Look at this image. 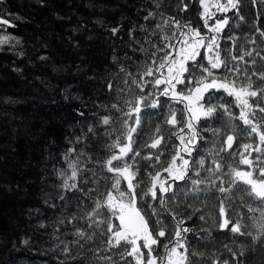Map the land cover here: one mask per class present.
<instances>
[{
  "label": "trees",
  "instance_id": "16d2710c",
  "mask_svg": "<svg viewBox=\"0 0 264 264\" xmlns=\"http://www.w3.org/2000/svg\"><path fill=\"white\" fill-rule=\"evenodd\" d=\"M159 2L160 7L156 6L157 0L0 2V13H3L0 20L10 22L9 25L0 23V37H11L7 43L0 44V264H110L99 258L102 256H111L117 264L132 261L131 257L127 261L120 259L123 245L107 250L108 236L101 235L102 231H106V224L97 227L92 223L89 227L91 222L86 214L93 209L95 199L103 198L100 193L106 192L111 184L110 179L101 177L113 175L97 161L107 157L105 145L112 143L123 131L121 121L128 119L122 115V112L128 111L124 100H134L136 96L153 91L149 84L141 93L132 79L139 81L144 62L151 63V53L155 51L153 45L163 48L167 43L161 40L162 33L156 28L158 23H162L161 14L164 18L174 17L181 25L190 22L193 27H199L202 34L207 33L200 18L202 9L199 0ZM184 5L187 9L181 11ZM149 13L155 15L149 16ZM239 14L244 17L243 20L239 19L235 10L217 13L216 19H223L225 15L230 18L229 25L221 33V55L228 56L231 52L239 56L243 50L256 48L260 55L253 52V56L245 57V60L255 58V71H264V60L261 59L264 56V38L257 32V28L264 31V3L258 0L254 5L252 0H242ZM214 23L215 20L209 21L210 25ZM114 28L119 29L116 34L112 32ZM172 30L169 26L164 31L171 34ZM229 37L236 39L233 41ZM253 38L256 43H249ZM141 47L147 52L140 51ZM166 50L175 55L173 49ZM163 55L164 52H159L155 59L159 61ZM121 68L126 71H121ZM248 71H253L250 64ZM129 72L132 76L127 75ZM144 79L151 81L152 77ZM253 80L256 86L264 85V81L257 80L255 76ZM212 95L223 96L232 104L233 98L222 92L213 91ZM166 101L171 103L167 97L161 96V108L142 109V123L134 145L141 157L155 152V149L143 145L150 143L159 125L167 145L162 143L160 146L164 152L161 157L164 166L179 145V140L169 135L170 130L175 129L164 123L168 111ZM113 104H117L122 112L112 108ZM261 106H264V101H261ZM174 107L182 109L183 105ZM231 111L238 116L240 110L232 104ZM261 115L264 114L257 112V117ZM103 116L118 119L112 126H105L100 123ZM128 122L130 126H135L134 116ZM228 123L227 117L220 112L212 119L201 121L200 136L203 139L198 140L191 159L205 157V166L210 167L212 157L209 152L215 155V150L225 138L224 135H214V129H221L227 134ZM231 123L240 132L233 145V150L238 151L239 145L249 142V139L244 135L246 129L240 120ZM89 126L94 127L95 135L88 132ZM112 128L117 131L111 137L104 134ZM85 134L87 138L77 143L76 137ZM255 140L253 137L252 142ZM73 147L76 149L71 156L73 160L77 159L79 152L86 153L79 157V167L83 171L76 181L83 191L63 192L58 187L63 178L58 176L57 170H64L70 175L64 153ZM184 155L189 159L187 154ZM255 155L253 153V157ZM141 157H137L140 169L137 179L143 183L136 190L138 195L149 187L147 174L162 167L157 165L153 168L150 161ZM215 158L225 164L238 159L225 152ZM92 171L98 175L93 177ZM227 171L225 167L224 172ZM162 175L166 177L167 173ZM190 175L193 179H203L208 173L201 171L200 177L194 173ZM84 179L87 183H81ZM96 179L100 180L98 185L93 182ZM224 179L227 180V177ZM224 186L228 187L227 184ZM200 187L204 189L206 185ZM93 188L97 191H89ZM191 188L190 181L174 184L173 192L177 198L169 200L168 207L185 219L184 227L192 229L187 233L189 251L204 253L203 257L193 258L196 264H213L217 258L220 262L227 260L229 264H264V238L253 243L251 236L235 235L228 229L220 230L213 226V221L216 224L222 222L219 215L221 194L215 190L192 193ZM61 194L65 196L64 200L59 198ZM233 195H237L235 190ZM145 199L161 212L159 218L168 226L167 235L161 241L167 242L176 227L175 223L160 209L158 201H151L150 197ZM229 203L235 212L243 215L244 223L248 225L245 231L255 235L254 220L250 217L259 213H250L245 206L251 203L255 207V203L247 197L241 202L238 196ZM146 211L150 215V209ZM100 212L102 217L110 216L106 208ZM228 215L233 216V211L229 210ZM74 216L77 218L72 219ZM201 216L205 219L201 220ZM155 219L152 217L149 223L153 224ZM61 220L63 223H60ZM112 220L115 224L119 223L115 218ZM77 229L88 235L94 234L93 239L88 240L87 236L80 239L74 235ZM203 229H210L211 236ZM25 240L27 244L23 243ZM65 247L69 251L65 252ZM157 250L163 253L162 247ZM242 250L243 256L240 255Z\"/></svg>",
  "mask_w": 264,
  "mask_h": 264
},
{
  "label": "snow or ice",
  "instance_id": "6c2138e0",
  "mask_svg": "<svg viewBox=\"0 0 264 264\" xmlns=\"http://www.w3.org/2000/svg\"><path fill=\"white\" fill-rule=\"evenodd\" d=\"M257 2L258 0H252L254 5ZM259 2L264 3V0H259ZM199 4L202 9L200 18L203 20V27L207 29V33L202 34L200 28L193 27L190 22L181 25L180 21L174 17L164 18L161 14L162 23H158L156 28L162 33L161 40L167 43L163 48L153 45L155 51L151 53V63L144 62L142 70L139 72L141 77L139 81L135 78L132 79V83L140 89L141 93H144L145 87L149 84L153 91L136 96L134 100H124V104L128 108L127 112H122L117 104L112 105V108L117 112H122V115L128 119L121 121L123 131L116 136L112 143L105 145L108 151L107 157L103 161H97L103 169L113 175L101 177L105 180L110 179L111 184L106 192L100 193L102 199H95L94 207L86 214V218L91 222L89 227L92 223H95L97 227L101 224L107 225L106 231L101 232L102 236H108L107 250L111 251L112 248H120L123 245V251L119 253V256L121 260L125 261L131 257L132 261H127V264H133V262L134 264H196L193 258L204 256L202 252L189 251L190 242L187 233L192 229L184 227L185 219L180 217L179 212H174L168 207L169 200L177 198L173 192V185L181 181L191 182L192 193L215 190L221 194L219 215L222 222L216 224L213 221V226L220 230L228 229L235 235L251 236L253 243L264 238V115L257 117V112L264 114V106H261V101H264V85L256 86V81L253 80V76H255L257 80L264 81V71H255V58L251 61L245 60V57H252L253 52L257 56L260 55V52L253 48L243 50L239 56L233 55L231 52L228 56L221 55V33L229 25L230 18L225 15L223 19H216L217 13H228L235 10L239 19L243 20L244 17L239 14L242 0H199ZM156 6L160 7L159 0H157ZM186 9L187 5H184L181 11ZM2 15L3 13H0V16ZM154 15V13H149V16ZM210 20H215V23L210 25ZM0 23L10 24L8 20H0ZM169 26L173 29L171 34L164 31ZM118 31L119 29H112L113 34ZM257 32L264 38V31L257 28ZM10 39L9 36L0 37V44L7 43ZM229 39L235 41L236 38L229 37ZM249 43L255 44L256 41L253 38ZM166 49H173L175 55ZM140 51L147 52L143 47ZM159 52H164V55L157 61L155 57ZM45 58L41 57V59ZM261 59L264 60V56ZM203 61L207 63L205 64ZM249 64L253 66L251 73L248 71ZM120 70L126 71L124 68ZM127 75L132 76V73L129 72ZM144 77H152V80H145ZM125 83L127 84V80ZM161 85L163 88H160ZM178 86L181 87L178 88ZM111 87L112 85L109 84V89ZM213 91L222 92L227 97L233 98L232 104L239 108V115L236 116L231 111L232 104L223 96L212 95ZM161 96L167 97L171 101V103L165 102L168 111L164 123L175 129L174 131L170 130L169 135L175 136L179 140V145L175 147L166 166H164L165 162L161 160L164 152L160 146L162 143L167 145L159 125L150 138V143L143 145L145 148L155 149V152L141 157L140 151L134 148L135 137L138 135V129L142 123V109L161 108ZM214 100L215 103H213ZM177 104L183 105V108H175L174 105ZM218 112L227 117L229 123L226 127L229 131L225 134L221 129H214V135H224L225 138L219 149L215 150V155L212 151L209 152V156L212 157L211 166L206 167L205 157L199 159H191V157L193 151L196 150L198 140L203 139L200 136L201 121L214 118ZM133 116L135 126H130L128 121L133 119ZM116 119L118 118L103 116L100 123L112 126ZM237 119L245 126L244 135L249 139V142L240 144L239 150L234 151L233 145L239 138L240 132L237 131V126L231 122ZM116 131L117 129L112 128L111 131H106L104 134L111 137ZM88 132L95 135L94 127L89 126ZM253 137L256 138L255 142H252ZM86 138V134L83 137H76V142L79 143ZM75 152L76 149L73 147L64 153V159L71 170L70 175H67L64 170H57L58 176L63 178L62 184L58 186L63 192L83 191L78 187L76 181L83 171L79 167L81 163L79 157L86 153L79 152L77 159L73 160L71 156ZM221 152L229 153L231 157H238V159H232L226 164L222 163L221 160L215 158ZM253 153H256L255 157H253ZM184 154H187L189 159H186ZM137 157L150 161V166L153 168H156L157 165L162 166L154 173L147 174L149 187L139 195L136 190L143 181L137 179L140 172ZM88 159L91 161L90 156ZM225 167L228 169L227 172H224ZM201 171L207 172L208 176L203 179H193L190 175V173H194L196 177H200ZM162 173H167V176H163ZM221 173L223 175H220ZM97 175L95 171H92L93 177ZM225 176L227 180L224 179ZM93 182L98 185L100 180L96 179ZM81 183H87V179L81 180ZM122 183H126L125 188H122ZM225 184L228 187H225ZM201 185H206V187L201 189ZM234 190L236 196L233 195ZM89 191H97V189L93 188ZM169 193L172 195H167ZM237 196L241 202H244L247 197L255 203V207L251 203L245 205L248 212L259 213L256 217H250L254 220L255 235L245 231L248 225L244 223L243 215L235 212L232 209V204L229 203L234 201ZM147 197H150L151 201H158L160 209L170 215L175 223L176 227L167 242L162 243L161 238L166 237L168 226L159 218L161 212L154 204L146 201ZM59 198L64 200L65 196L61 194ZM102 208L108 210L109 217H102L100 212ZM146 209H150V215ZM229 210L233 211L231 217L228 215ZM152 217H156V219L153 224H150L149 221ZM76 218L72 217V219ZM112 218L118 220L119 223H113ZM200 219L204 220L205 218L201 216ZM60 223H63V220ZM229 225H231L230 228ZM41 226L43 227V225ZM203 231L207 232L209 237L211 236L210 229H203ZM74 235L80 239L87 236L88 240H92L94 234L88 235L77 229ZM23 243L27 244L28 241L25 240ZM158 247L163 248V253L157 250ZM224 247L228 246L224 245ZM228 250L232 251L230 248ZM64 251L67 252L69 249L65 247ZM240 255H244L243 250ZM235 256L236 254L233 253V257ZM99 258L109 261L110 264H117L111 256ZM213 264H229V262L227 260L220 262L217 258Z\"/></svg>",
  "mask_w": 264,
  "mask_h": 264
},
{
  "label": "rangeland",
  "instance_id": "374dc122",
  "mask_svg": "<svg viewBox=\"0 0 264 264\" xmlns=\"http://www.w3.org/2000/svg\"><path fill=\"white\" fill-rule=\"evenodd\" d=\"M126 187V183H122V188H125Z\"/></svg>",
  "mask_w": 264,
  "mask_h": 264
}]
</instances>
